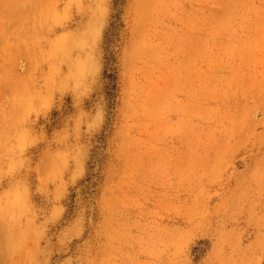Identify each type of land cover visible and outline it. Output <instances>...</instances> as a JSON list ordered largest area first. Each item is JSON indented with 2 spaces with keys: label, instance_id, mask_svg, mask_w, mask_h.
Listing matches in <instances>:
<instances>
[{
  "label": "rangeland",
  "instance_id": "1",
  "mask_svg": "<svg viewBox=\"0 0 264 264\" xmlns=\"http://www.w3.org/2000/svg\"><path fill=\"white\" fill-rule=\"evenodd\" d=\"M0 264H264V0H0Z\"/></svg>",
  "mask_w": 264,
  "mask_h": 264
}]
</instances>
